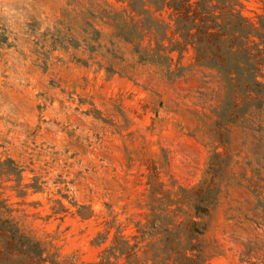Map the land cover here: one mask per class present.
I'll use <instances>...</instances> for the list:
<instances>
[{
    "label": "rangeland",
    "instance_id": "rangeland-1",
    "mask_svg": "<svg viewBox=\"0 0 264 264\" xmlns=\"http://www.w3.org/2000/svg\"><path fill=\"white\" fill-rule=\"evenodd\" d=\"M187 2L0 0V264H264V0Z\"/></svg>",
    "mask_w": 264,
    "mask_h": 264
},
{
    "label": "trees",
    "instance_id": "trees-1",
    "mask_svg": "<svg viewBox=\"0 0 264 264\" xmlns=\"http://www.w3.org/2000/svg\"><path fill=\"white\" fill-rule=\"evenodd\" d=\"M187 1L188 2L186 4L185 10L181 11V13H182L181 14V21H179V22H186L185 24H183L182 28L187 31L186 35L189 36L190 35L189 34L190 29L192 28V22H196L195 19L202 13V11H201L202 9H200V12L195 11V6H197V7L200 6L198 3V0H190V1L187 0ZM170 6L173 7V9H175V6L173 3ZM246 23L249 24L250 26L254 27L253 22H246ZM187 24H189V25H187ZM199 34L201 35V38L198 39L199 41L205 38L210 43L211 42L217 43V42H219V39H220L219 34L209 32L208 29L200 31ZM250 34H252V32H248L247 35H250ZM183 43L185 45H187L191 42L189 40H187ZM177 47L179 48V46H177ZM246 52H248V51H246ZM250 55H251V53L248 52L247 56H250ZM249 58H251V57H249ZM246 61H248V60H246ZM257 71H259V70H257ZM258 73H260V72H258ZM257 75L264 76V74H255V73H252L249 76H250V78L252 77V82L254 84L256 83L257 85H260V83L257 80H256V82H254L255 80L253 81V78H256ZM185 191L186 190L184 188H179V190H178V192H185ZM161 192L163 193V196H165V198L167 199L166 202H168V206H166V205L163 206L161 209H159L160 212L157 211V209L154 205L151 206V208H150L151 213L149 214V216L151 218L157 217L161 214L169 216L168 212L171 211L169 206L179 203L182 199V198L173 199V198L169 197V195L167 193H165V190H162ZM177 209H179L178 206H177ZM189 222H191L192 225L195 226V228H191L189 234H187L185 232H181L183 234H178V236L175 237L174 240H172L171 248L168 250V256L166 259L174 262L175 264H204L206 257L203 256L200 252L201 251V245L194 241V238H196V240H199V235L201 234V231L198 229L199 223L194 221V220H190ZM173 223H174L173 218L170 217V224H172V227L175 228L176 230H177V228L179 229V226L184 224V223H181V224H179V223L173 224ZM187 225H188V223H187ZM161 233L165 234L164 232H161ZM169 233L173 234L174 229L169 231ZM183 237H184L185 241L182 239ZM157 240L160 242L161 238H157ZM158 241H151L148 244H145L144 249L148 248V246H150L151 244H155L154 242H158ZM170 241H171V237H170ZM124 243H127V242L124 241ZM128 247L133 248L132 245H129ZM145 252L146 251L144 250L143 253L145 254ZM144 260H151V264H162L160 259L158 261H156V260H154V258L152 259V257L145 256ZM164 264H167V262Z\"/></svg>",
    "mask_w": 264,
    "mask_h": 264
}]
</instances>
